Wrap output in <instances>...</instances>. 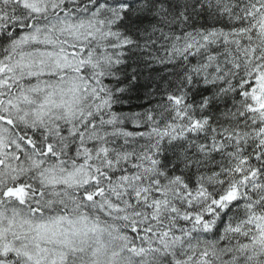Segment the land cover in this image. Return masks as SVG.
Here are the masks:
<instances>
[{
  "label": "snow or ice",
  "instance_id": "6c2138e0",
  "mask_svg": "<svg viewBox=\"0 0 264 264\" xmlns=\"http://www.w3.org/2000/svg\"><path fill=\"white\" fill-rule=\"evenodd\" d=\"M0 264H264V0H0Z\"/></svg>",
  "mask_w": 264,
  "mask_h": 264
}]
</instances>
